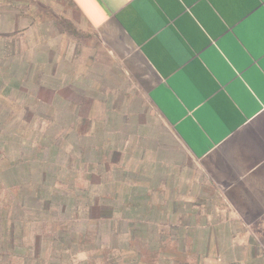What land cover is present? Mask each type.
<instances>
[{
  "label": "crops",
  "instance_id": "0c3cea01",
  "mask_svg": "<svg viewBox=\"0 0 264 264\" xmlns=\"http://www.w3.org/2000/svg\"><path fill=\"white\" fill-rule=\"evenodd\" d=\"M70 1L93 46L66 50L64 85L40 83L33 71L20 74L8 93L26 91V109L63 141L73 140L78 165L102 168L98 183L104 168L125 167V142H133L127 149L138 152L139 168L105 183H114L122 200L112 201L123 209L91 223L98 231L112 227L121 264H257L264 238V0ZM113 70L130 76L179 149L135 145L133 134L145 132L115 97ZM24 77L32 86L21 84ZM87 143L96 149L86 150Z\"/></svg>",
  "mask_w": 264,
  "mask_h": 264
},
{
  "label": "rangeland",
  "instance_id": "374dc122",
  "mask_svg": "<svg viewBox=\"0 0 264 264\" xmlns=\"http://www.w3.org/2000/svg\"><path fill=\"white\" fill-rule=\"evenodd\" d=\"M0 10V26L10 28V30L5 29L4 31L0 29V44L5 46V49L7 50L5 57H0V62L4 61V65L0 66V98L2 101L4 100V104H0V115L2 112L1 109H4V106L8 107L9 105H14L17 107V111L14 113L15 117L7 118L10 121L11 127L16 125V127L21 131L23 130V133H17L14 136L22 141V145L18 148L26 153V155L22 156L19 153V149H16L17 147H8V142L3 141L0 148L1 155H3L2 157H6L9 163L6 165L0 160V168H10L12 166L11 164H16V166H18L17 168H22L21 175H23L24 179H27V174L23 168H32L31 172L34 174L35 168L37 167V159L35 156L38 155L39 150L42 148L40 142L44 144L43 140L50 139L51 134L55 136L58 141L65 144L66 147L60 150H53L52 145L54 143L48 146L46 152H56L54 157H52L53 163L47 167L67 168L69 182L68 187H70L68 188V194L80 202L79 220L82 218L84 220L86 217L92 218L102 215H105V218H112L114 208L123 209V206H119V203H116V206H114L112 200L116 198V201L120 202L119 200H122V198L120 197L118 200V198L114 196V190L112 188L114 183H105L110 180L122 181L121 178L123 172L127 173L129 168H139L140 156L137 154L138 152L135 149H131L133 142H125V157L120 161L121 163H124L123 166L125 167L108 168L110 172H112L113 169L115 172L116 170H119L116 173L115 178L112 173L108 172V174L107 169L104 168L106 170V177L104 174V180L98 183L96 179H98V175L101 173L100 170L102 171V168H91L94 167L93 164V166L90 165V168H81V166L78 165L79 158L75 156L77 152L73 151L71 147L73 145V140L70 139L69 141L67 140V142L63 141L62 132L58 130L50 131L49 126L40 125L42 119L37 117L38 115H35V120L32 115H28L26 108L31 102L24 97L26 91H23L21 94L18 93V96L13 103L9 102L8 91L12 89L14 83L18 81L20 78L18 76H20V74H31L33 71H36L35 74L39 75L40 83H51L53 85L62 86L64 85V58L66 50L80 47L91 48L93 46L90 37L88 34L86 35L80 22H78L77 15L74 12L71 1L0 0ZM16 41L18 43L14 45L13 43ZM105 60L107 63L111 64L109 57L106 56ZM12 64L18 66L17 68L19 72H17V75L12 73L14 71V68L11 69L13 66ZM120 72L121 76L118 77L116 70L112 71V74L116 76L112 79L119 81L120 89V91H117L115 94V97L119 96L121 98L120 106L130 121L133 123L142 122V125L137 126V131L140 133L145 132L139 136L135 133L133 134L136 135L133 137L140 139V141L135 145L139 147L141 151H144L145 149L154 150V148H149L146 144L147 140L151 142L154 141L157 146L155 149H179L180 145L178 140L175 139L171 130L162 122L155 110L148 104L143 96L136 91V87L133 85L130 76L124 73V71ZM38 82L35 80V83ZM21 84L32 86L31 80L27 77L21 78ZM1 93L4 94L2 95ZM39 110H41V108L38 107V111ZM58 114L59 112H56V117L54 118V120L57 119V122L58 119L61 121ZM2 117L4 116L2 115ZM1 120L2 119L0 118V121ZM51 120H53V118H51ZM6 132L7 130L5 133H2V135L6 134ZM2 135H0V138H2ZM87 144L85 145L86 150L91 147L96 149V147L90 146V143ZM130 146V150L127 149ZM105 149L108 148L105 147ZM94 158L93 153L90 151V159ZM72 160L76 161L77 164L75 165ZM75 166L80 168V174L77 169L74 168ZM0 172L2 171L0 170ZM101 175H103V173H101ZM74 178L75 180L73 181ZM6 183V177L1 174L0 210L9 209L7 205H9L8 201L10 198L6 192ZM52 187V183L47 186L44 194L45 197H48L51 194L50 192ZM115 192L120 193L122 192V189H120L119 192L115 190ZM27 212H29V214H33L31 211ZM61 214L57 215L56 218H65V215ZM33 218L34 219H31L29 224H26V238L22 237L16 243L15 254L11 255L12 264H31L30 259L33 255L30 257L29 255L30 252L35 253L36 251L38 240L36 239V236L38 235L41 236L39 244L40 248L46 249L48 247L49 250L55 254H69L68 264H115L117 260V264L122 263V253L113 250L115 242L111 232L112 227L108 225V223L98 231L93 223L85 225L82 222H78L79 224L75 225V223L70 221L69 226L73 229V231H77V233H73L71 236L73 243L69 246V252L65 249L64 252L61 253V248L64 246L59 243L53 244V241L52 245L49 243L51 242L49 239L52 238L53 234L51 232L50 225H47L48 222L44 224L42 228L43 223L38 221L40 219L38 215H34ZM25 220L26 219H24V221ZM57 223H62L64 226H68V222H59L58 220ZM97 231L98 234L96 236L93 233ZM259 240L261 242V246L259 247L260 260H258L257 264L259 262L263 264L264 238H259ZM115 241L116 244L119 243L118 240ZM102 245L106 246L103 247ZM83 249L85 252L88 251V259H85L87 254L85 255L84 253H81V250ZM24 258H27L29 261L25 263ZM0 263L3 264L2 261H0Z\"/></svg>",
  "mask_w": 264,
  "mask_h": 264
},
{
  "label": "trees",
  "instance_id": "16d2710c",
  "mask_svg": "<svg viewBox=\"0 0 264 264\" xmlns=\"http://www.w3.org/2000/svg\"><path fill=\"white\" fill-rule=\"evenodd\" d=\"M6 51L7 50L5 49V46L0 44L1 58L5 57ZM2 65H4V61L0 62V66ZM12 65L13 66L11 67V69L14 68L15 71H13L12 73L17 75V65ZM15 91H11L9 93V102L13 103L17 98L18 92ZM0 104H4V100L2 101L1 98ZM3 108L4 109H1L2 112L0 115V118L2 119L0 121V135H2V133H5L6 130L7 132L6 134L2 135V138H0V148L3 141L8 142V147H19L22 141H20V139H18L14 135H16L17 133L21 134V132L23 133V130L21 131L16 127V125L11 127L10 121L7 118L15 117L14 113L15 111H17V107L14 105H9L8 107L4 106ZM26 112L28 113V115L33 114L30 109H26ZM2 115L4 117H2ZM43 141L44 144L40 142L42 148L39 150V153L37 152L38 155L35 156L37 159V167L35 168L34 174H32L31 172L32 168H23L27 174V179H24L23 175H21L22 168H17L18 166H16V164H11L12 166L10 168H0V170L2 171L0 172V175L3 174L7 180L5 187L7 190L6 192L8 193V197L10 198L8 201L9 205H7L9 209L0 210V261H2L3 264H12L11 255L15 254L16 243L22 237L26 238V224H29L30 220L34 219V215H38V217L40 218L38 221L43 223L42 228L44 224L48 222L47 225H50L51 232L53 234L52 238L49 239L51 241L49 243L50 245H52L53 241V244L59 243L60 245L64 246L63 248H61V253L64 252L65 249L69 248V245L73 243L71 236L73 235V233H77V231L74 232L73 229L69 226V222L71 221L75 223V225L79 224L80 203L78 200L74 199L68 194V188L70 187H68L69 182L67 168L47 167L51 163H53L52 157H54L55 152H46L48 146H50L52 142L48 140ZM58 143L63 145V143H61L60 141H58ZM52 147L56 149L55 145H53ZM2 156L3 155H1L0 151V160L7 165L9 163L7 161V158ZM50 183H52L53 186L51 188V194L48 197H45V190L47 186L50 185ZM27 211H31L33 212V214H29V212ZM61 213L65 215V218H56V216ZM71 216H73V218L68 219V217ZM24 219L26 220L24 221ZM58 220L59 222H68V226H64V224L62 223H57ZM88 222L98 224V219L92 217L89 218ZM36 239H38L36 251L35 253L30 252L29 255V257L33 255V257L30 259L31 264L69 263V254H55L52 253L48 247L46 249H42L39 246L41 236H36ZM28 261L29 260L26 258L25 263H27Z\"/></svg>",
  "mask_w": 264,
  "mask_h": 264
}]
</instances>
